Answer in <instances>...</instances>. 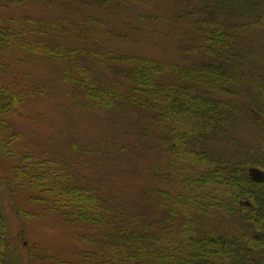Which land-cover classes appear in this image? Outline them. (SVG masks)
<instances>
[{
	"label": "trees",
	"instance_id": "obj_1",
	"mask_svg": "<svg viewBox=\"0 0 264 264\" xmlns=\"http://www.w3.org/2000/svg\"><path fill=\"white\" fill-rule=\"evenodd\" d=\"M216 2L196 8L207 16L203 23L200 21V48L204 46L205 60L193 66L179 67L152 57L88 48L87 38L81 33L77 37L80 45L67 47L56 39L39 41L26 37L24 30L12 33L8 26L0 25V52L8 53L13 44L17 52L33 57L65 60L70 68L65 69L64 79L79 91L81 106L140 115L141 120L133 116L131 121L137 136L122 146L118 155L162 133L161 138L155 139L165 153V164L152 168L147 188L149 205L159 207L160 219L150 218L141 210L124 214L111 197L104 198L98 189L81 183L77 176L19 155L13 175L19 179L15 187L21 194L30 192L29 198L48 204L49 211L71 226L103 230L93 238L80 237L90 250L80 253L79 262L74 264H264V181H252L246 171L252 165L264 170V146L257 148L262 151L259 158L261 155L253 151L256 148L239 144L242 160H235V154L229 151L210 148L217 139H230L238 110H248L244 103L240 105L225 97L231 93L228 85L242 81L238 76L243 65L240 44L230 34L243 33L248 25L239 24L241 17L223 20L220 13L241 12V7L246 5L238 0ZM136 19L144 23L154 18L139 15ZM244 19L254 26L259 17ZM23 21L35 26L33 35L63 28L60 22L43 18ZM172 74H176L174 81ZM0 88H3L0 112L8 111L27 97L23 93H11L7 85ZM259 90L264 97V90ZM259 113L254 117L261 123ZM188 164H199L201 172L193 168L186 170ZM178 176H184L183 182L187 179L193 182L185 187L193 184L201 192L214 189L217 196L206 192L216 200L213 210L208 208L210 205L196 203L201 199L197 193H178L172 201L167 191L159 189L162 178L169 180L168 189H172L176 186L172 184L173 178ZM135 191H138L136 196L147 192L140 188ZM241 199L249 200L252 205H240ZM10 203L19 219L29 215L12 199ZM207 217L220 220L221 229L207 228ZM4 231L0 212V264L6 251Z\"/></svg>",
	"mask_w": 264,
	"mask_h": 264
},
{
	"label": "rangeland",
	"instance_id": "obj_2",
	"mask_svg": "<svg viewBox=\"0 0 264 264\" xmlns=\"http://www.w3.org/2000/svg\"><path fill=\"white\" fill-rule=\"evenodd\" d=\"M216 1L221 0H0V25L8 26L12 33L24 30L26 37L39 41L56 39L67 47L79 46L77 37L81 33L87 38L88 48L152 57L179 67L193 66L205 60L204 46L200 48V21L203 23L207 16L196 8L207 3L215 5ZM238 1L246 5L241 12L220 11L223 20L241 17L239 24L248 25L243 33L230 34L240 44L243 65L238 76L242 81L228 85L231 93L225 97L240 105L244 103L248 110H238L231 138L217 139L210 148L229 151L235 154V160H242L239 144L256 148L253 151L261 155L259 158L262 151L257 148L264 146V128L254 117L257 111L259 119L264 117V97L259 90H264V20L259 18L257 25L250 26L244 19L264 16V0ZM139 15L154 19L142 23L136 19ZM24 18L58 21L63 30L33 35L32 30L37 29L33 24L23 23ZM13 19L19 21L12 23ZM17 51L12 44L8 53L0 52V87L7 85L11 93L27 96L8 111L0 112V212L5 223L2 240L6 246L1 264H74L79 262L80 253L90 250L80 237L93 238L103 231L71 226L49 211L48 204L29 198L30 192L21 194L15 187L19 179L13 175L19 155L77 176L81 183L98 189L104 198L111 197L124 214L141 210L150 218L160 219L159 207L149 205L147 188L152 168L165 164V153L155 139L161 138L162 133L118 155L119 149L137 136L131 121L133 116L141 120L140 115L81 106L79 91L64 79L65 69L70 68L65 60ZM175 78L176 74H172L173 81ZM180 163L182 167L181 160ZM198 165L188 164L185 168L199 173L202 168ZM183 177L173 178L172 184L176 186L172 189H168L169 180L163 178L158 187L167 191L172 201L178 193H197L201 199L196 203L210 205L212 211L216 200L206 192H212L213 196L217 192L214 189L201 192L193 184L185 187L193 182L188 179L183 182ZM137 188L147 192L136 196ZM10 199L29 215L19 219ZM205 222L207 228L214 230L223 226L216 217H207Z\"/></svg>",
	"mask_w": 264,
	"mask_h": 264
},
{
	"label": "water",
	"instance_id": "obj_3",
	"mask_svg": "<svg viewBox=\"0 0 264 264\" xmlns=\"http://www.w3.org/2000/svg\"><path fill=\"white\" fill-rule=\"evenodd\" d=\"M262 123L264 124V118L262 119ZM247 174L252 181H255V182H263L264 181V170H262L256 166L248 167L247 168ZM240 203L245 205V206H251V203L248 200H242ZM262 226L264 227V221L262 223Z\"/></svg>",
	"mask_w": 264,
	"mask_h": 264
},
{
	"label": "flooded vegetation",
	"instance_id": "obj_4",
	"mask_svg": "<svg viewBox=\"0 0 264 264\" xmlns=\"http://www.w3.org/2000/svg\"><path fill=\"white\" fill-rule=\"evenodd\" d=\"M260 19H261V20H262V19L264 20V16L260 17Z\"/></svg>",
	"mask_w": 264,
	"mask_h": 264
}]
</instances>
